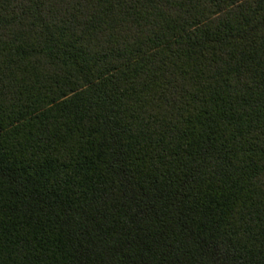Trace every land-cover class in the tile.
Returning a JSON list of instances; mask_svg holds the SVG:
<instances>
[{"label":"trees","instance_id":"trees-1","mask_svg":"<svg viewBox=\"0 0 264 264\" xmlns=\"http://www.w3.org/2000/svg\"><path fill=\"white\" fill-rule=\"evenodd\" d=\"M0 264H264V0H0Z\"/></svg>","mask_w":264,"mask_h":264}]
</instances>
